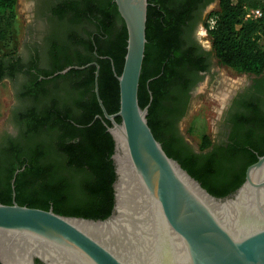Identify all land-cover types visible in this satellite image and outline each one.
Here are the masks:
<instances>
[{"label": "trees", "instance_id": "obj_1", "mask_svg": "<svg viewBox=\"0 0 264 264\" xmlns=\"http://www.w3.org/2000/svg\"><path fill=\"white\" fill-rule=\"evenodd\" d=\"M16 3L0 0V41H11L16 30ZM245 8H260L262 16L244 21ZM175 10L165 0H148L138 102L141 108L148 106V125L167 155L209 193L223 197L241 185L245 168L264 154V142H255L253 136L254 127H258L264 138V119L256 104L235 98L245 110L233 114L234 133L226 148L185 155L176 140L169 138L171 117L186 92L183 70L187 61L177 50L179 15ZM53 15L61 30L60 38L46 53L51 61L48 66L38 68L32 62L15 69L12 64L8 70L12 75L25 67L23 73L30 79L24 94L31 105L17 116L19 134L0 143V203L15 201L28 207L52 208L64 216L103 219L113 206L114 141L107 130L111 123L104 117L94 91L96 65L51 75L67 66L95 62L99 96L106 111L115 113L119 109L117 76L123 68L127 29L114 0H71L68 6L54 9ZM212 19L208 32L219 62L240 73L261 74L264 0H219ZM75 25L81 28V36L73 33ZM72 46L83 51L70 55ZM15 54L0 53V73L3 59H12ZM210 144L211 139L204 137L200 149ZM18 169L12 189L11 180Z\"/></svg>", "mask_w": 264, "mask_h": 264}, {"label": "water", "instance_id": "obj_2", "mask_svg": "<svg viewBox=\"0 0 264 264\" xmlns=\"http://www.w3.org/2000/svg\"><path fill=\"white\" fill-rule=\"evenodd\" d=\"M114 1L127 29L123 68L117 76L118 111L110 114L103 105L95 62L67 66L51 75L96 65L94 91L111 123L107 130L114 141L111 213L92 219L64 216L52 208L28 207L15 201L0 203V263L37 264L38 260L39 264H61V259L74 264H153L154 260L134 258L118 250L95 231L113 222L121 192L130 185L140 191L145 205L156 211L169 237L166 252L154 264H264V154L247 167L241 185L223 197L209 193L167 155L148 125V106L141 108L138 102L148 0ZM116 117H120L119 122ZM18 171L11 180L12 189Z\"/></svg>", "mask_w": 264, "mask_h": 264}, {"label": "flooded vegetation", "instance_id": "obj_3", "mask_svg": "<svg viewBox=\"0 0 264 264\" xmlns=\"http://www.w3.org/2000/svg\"><path fill=\"white\" fill-rule=\"evenodd\" d=\"M30 8L33 10L31 21L26 25V33L21 43L20 49L12 59H3V71L0 81L6 80L14 90V104L9 109L7 127L0 129V143L8 138L16 137L21 130L17 123V116L23 114L31 105V101L24 94L26 83L30 78L25 76L23 70H15L9 75L10 65L14 64V69L20 65L31 64L38 68L48 66L49 61L46 53L50 47L60 38V23L57 16L53 15L54 9L65 7L71 0H28ZM168 5L175 8L177 14V50L186 59L183 79L185 81L186 92L184 100L178 103L175 115L171 117V123L167 135L170 139L176 140L178 149L185 155H200L211 152L215 148L224 149L227 147L230 136L234 133L233 114L243 112L245 108L236 103L245 100L247 104H256L261 117L264 119V70L261 74H249L246 82L227 98L228 103L223 107L220 118L217 122V130L211 139V144L204 149L195 148L181 128V121L185 118L192 103V98L199 91L203 84L216 83L220 77L222 64L216 57L208 29L211 25L212 14L218 9L219 0H165ZM73 33L81 36V28L72 26ZM73 35V34H72ZM68 54H80L83 50L80 47H70ZM222 79V78H221ZM218 80V82L221 81ZM236 98V101L234 102ZM253 134L255 142H264V138L259 134L260 129L254 127ZM241 159V158H240ZM249 166V165H248ZM247 166V167H248ZM246 169L244 172H246ZM245 179V175H244ZM113 207V206H112ZM101 219V218H97ZM37 261V260H36ZM37 264H39L37 262Z\"/></svg>", "mask_w": 264, "mask_h": 264}, {"label": "rangeland", "instance_id": "obj_4", "mask_svg": "<svg viewBox=\"0 0 264 264\" xmlns=\"http://www.w3.org/2000/svg\"><path fill=\"white\" fill-rule=\"evenodd\" d=\"M28 0H17V27L13 29L11 41H0V53L20 49L26 25L31 21L33 10ZM264 44V35L260 39ZM220 82L203 84L192 98L187 115L181 121V128L191 145L199 148L204 137L212 139L217 130V122L230 93L240 88L249 74L240 73L222 65ZM234 85V86H233ZM14 88L6 81H0V129L9 124V109L14 104ZM229 100V99H228Z\"/></svg>", "mask_w": 264, "mask_h": 264}, {"label": "bare ground", "instance_id": "obj_5", "mask_svg": "<svg viewBox=\"0 0 264 264\" xmlns=\"http://www.w3.org/2000/svg\"><path fill=\"white\" fill-rule=\"evenodd\" d=\"M244 198L242 195L241 200ZM95 231L111 240L118 250L134 258L154 260L153 264L169 246V237L156 211L148 208L140 191L130 185L121 192L119 212L113 222ZM59 262L74 264L61 259Z\"/></svg>", "mask_w": 264, "mask_h": 264}, {"label": "built area", "instance_id": "obj_6", "mask_svg": "<svg viewBox=\"0 0 264 264\" xmlns=\"http://www.w3.org/2000/svg\"><path fill=\"white\" fill-rule=\"evenodd\" d=\"M262 16V11L260 8H245V13L243 20H256ZM214 23V20L211 21V25Z\"/></svg>", "mask_w": 264, "mask_h": 264}]
</instances>
